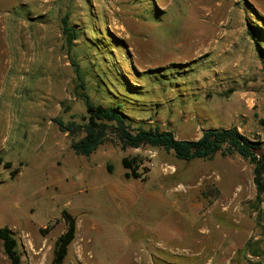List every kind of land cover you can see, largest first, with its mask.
I'll use <instances>...</instances> for the list:
<instances>
[{"label": "rangeland", "instance_id": "1", "mask_svg": "<svg viewBox=\"0 0 264 264\" xmlns=\"http://www.w3.org/2000/svg\"><path fill=\"white\" fill-rule=\"evenodd\" d=\"M84 93L179 139L230 126L264 139V0H0V227L21 264H51L63 211L76 224L63 264H225L259 234L238 154L184 161L111 134L76 155L82 133L60 125L84 121ZM123 157L144 178L126 177Z\"/></svg>", "mask_w": 264, "mask_h": 264}, {"label": "trees", "instance_id": "2", "mask_svg": "<svg viewBox=\"0 0 264 264\" xmlns=\"http://www.w3.org/2000/svg\"><path fill=\"white\" fill-rule=\"evenodd\" d=\"M62 23L69 44L72 39H76L75 30L67 27V17L62 19ZM253 37L255 38L254 35ZM82 97L86 106L84 121L80 124L71 122L67 126V131L73 136L77 135L75 130L82 133L80 137L73 138L70 144L76 155L89 156L99 145L107 141L111 134L116 136L122 149L141 146L163 148L172 151L178 159L184 161L211 159L218 152L223 156L238 154L253 165V183L256 189L254 203L258 212L256 219L261 220L263 210L258 205L263 203L262 194L264 193L263 140L246 136L236 126L209 127L203 129L196 139H179L175 137L173 131L162 129L157 125L145 127V124L140 122L133 126L122 110L124 106L121 101L104 105L94 103L85 93ZM53 120L56 121L55 118ZM121 163L127 169L126 177L144 178V173L138 170L139 161L136 157H123ZM107 170L110 172L112 167L107 165ZM62 215L66 221V230L54 242L51 264H63L68 246L75 237V220L65 211ZM0 241L10 263L21 264L17 239L9 227H0ZM250 244L251 240H248V248Z\"/></svg>", "mask_w": 264, "mask_h": 264}, {"label": "crops", "instance_id": "3", "mask_svg": "<svg viewBox=\"0 0 264 264\" xmlns=\"http://www.w3.org/2000/svg\"><path fill=\"white\" fill-rule=\"evenodd\" d=\"M261 140L264 141V139ZM256 221L258 226L261 228L259 234L253 235V228H250L247 233H244L241 237L239 236L237 245L234 247V249H231L230 252L225 253V264H244L246 257L253 259L255 258L260 263H264V218ZM233 233H236V235L241 234L240 231H233ZM248 240H251L249 248L247 246ZM245 248L246 251L244 252L243 250ZM261 256H263V259H261Z\"/></svg>", "mask_w": 264, "mask_h": 264}, {"label": "water", "instance_id": "4", "mask_svg": "<svg viewBox=\"0 0 264 264\" xmlns=\"http://www.w3.org/2000/svg\"><path fill=\"white\" fill-rule=\"evenodd\" d=\"M60 129H61V130H64V131H66V130H67V128H66V127H64L63 125H60Z\"/></svg>", "mask_w": 264, "mask_h": 264}]
</instances>
